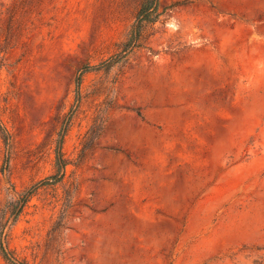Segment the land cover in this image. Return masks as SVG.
<instances>
[{
  "label": "rangeland",
  "instance_id": "rangeland-1",
  "mask_svg": "<svg viewBox=\"0 0 264 264\" xmlns=\"http://www.w3.org/2000/svg\"><path fill=\"white\" fill-rule=\"evenodd\" d=\"M160 1L105 69L141 0H0V239L19 262L264 264V0Z\"/></svg>",
  "mask_w": 264,
  "mask_h": 264
},
{
  "label": "trees",
  "instance_id": "trees-1",
  "mask_svg": "<svg viewBox=\"0 0 264 264\" xmlns=\"http://www.w3.org/2000/svg\"><path fill=\"white\" fill-rule=\"evenodd\" d=\"M167 10H169V7L162 6L160 0H141L137 13L127 33V36L124 39V41L120 43L118 47L119 52L111 56L109 59L105 61L107 63L105 69H108L115 64L121 63L122 61L126 59V57L131 51L139 48L141 46V42L143 39V34H144L145 29L159 22ZM91 69L92 67H83V69H81L80 74L76 78L77 90L80 85V77L82 76V73L88 70H91ZM67 126H68V121L65 122L61 131L58 133L59 138L56 141V146L54 150L55 173L45 179L44 181L45 185H54L58 183L64 175L65 166L67 162L65 158L63 157L61 145H62V139L67 130ZM0 131L3 136L4 141H6L7 136L5 133V129H3L1 125H0ZM37 184L33 185L30 189L23 192V194H21L20 198L17 200L15 206L18 205L19 209L25 206L27 201L30 199V197L34 194V192L38 188ZM13 214H14V219H15L17 214L16 213H13ZM0 254L2 258L6 260L9 264H23L19 262L11 254V252L3 245V242L1 241V239H0Z\"/></svg>",
  "mask_w": 264,
  "mask_h": 264
}]
</instances>
